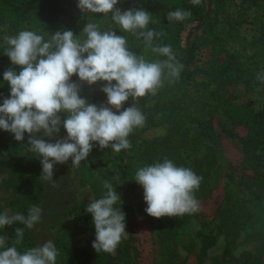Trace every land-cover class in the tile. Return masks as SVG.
Instances as JSON below:
<instances>
[{
	"label": "clouds",
	"instance_id": "9594fccd",
	"mask_svg": "<svg viewBox=\"0 0 264 264\" xmlns=\"http://www.w3.org/2000/svg\"><path fill=\"white\" fill-rule=\"evenodd\" d=\"M200 2L191 0L193 5ZM118 3L119 0H78L77 7L82 14L110 13L124 32L147 28L151 18L147 11H121L116 7ZM190 16L191 11L186 9L167 13L170 22ZM82 32L86 36L83 41L75 39L71 30L57 31L47 41L30 30L4 38L10 46L5 55L20 71L9 68L3 73L10 96L0 104V130L11 133L17 142H23L28 134L26 150L36 153L42 165L39 179L53 184L54 165L69 160L71 165H79L96 145L101 150L111 146L115 152L131 148L127 138L135 128L143 127L146 117L134 104L126 108L124 105L129 98L155 96L163 79H178L184 67L176 61L171 45L153 47V52L166 59L148 62L129 51L126 38L115 31H101L96 24L87 23ZM161 35L154 30L139 32L148 45ZM74 75L79 83L72 81ZM257 78L264 80V74ZM98 82H104L100 90L107 97L106 103L100 105L89 103L80 94L83 84L91 87ZM61 128L67 135L57 139ZM38 133L43 135L38 138ZM44 137L54 142H46ZM201 181L202 177L190 168L177 167L167 158L141 167L135 175V182L143 188L145 212L157 219L198 212L199 201L194 193ZM104 188L107 191L101 198L89 200L86 212L92 215L96 232L92 248L97 253H114L128 235L126 217L121 208L114 207L120 197L112 184L105 181ZM42 211L33 205L25 217L22 213L9 215L5 209L0 213V228L19 222L32 229ZM23 236L24 229L16 228L17 242ZM7 241L6 235L0 236V264H56L59 252L51 240L22 254L17 247L7 246Z\"/></svg>",
	"mask_w": 264,
	"mask_h": 264
},
{
	"label": "trees",
	"instance_id": "16d2710c",
	"mask_svg": "<svg viewBox=\"0 0 264 264\" xmlns=\"http://www.w3.org/2000/svg\"><path fill=\"white\" fill-rule=\"evenodd\" d=\"M72 1L74 0H0V13L8 11L18 21H34L39 30L38 34L44 36L47 41L55 32L66 30L62 27L61 18L66 14L67 6ZM230 1L232 0H201L199 4L193 5L191 0H183L180 3L177 0H119L116 7L121 11L143 9L149 13L151 18L147 28L136 30L138 35L140 31L147 30L162 33L159 39L154 38L152 45L146 44L150 50L149 54L144 52L143 44L132 40L133 32H125V37L129 38L126 41L130 50H135L134 54L142 56L146 61L154 62L162 61L166 57L153 52L152 48L171 45L176 61L184 67L178 79L164 78L163 85L157 90L155 96L146 95L135 100L132 98L124 105L126 108L134 104L146 117L143 127L135 128L127 138L131 142V148L115 152L112 148L103 151L98 145L94 146L93 150L97 152H91L87 158L92 159L95 156L104 155L107 157L105 164L108 167L101 177H95L91 169L81 167L79 176L89 188L102 195L107 191L104 188V182L108 181L118 193L121 201L124 193L137 187L136 172L141 167L152 165L149 159L151 144L144 142L141 135L148 128L165 123L170 117L169 110L172 111L175 101L183 102V95L188 89L199 90L201 97L207 100L206 107L210 111L211 122L215 121L218 125L216 130L218 133H215V137L211 140L214 145L208 146L203 154V158L209 159L208 171L212 172L210 183L203 185L205 188L201 187L194 193V196L198 201L207 198L216 188L217 182L224 180L226 197L213 213L199 209L193 214V218L200 221H211L222 211L221 207L227 205V208H234L235 221L255 229L256 238L264 241V114L255 113L245 105H233L224 100H217L204 85L193 81L195 73H201L205 77L206 85L215 84L216 87L246 81L256 83L259 80L257 78L260 74L259 64L264 59V29L259 27L261 33H258L251 41H245L246 38L234 30L222 34L214 32L216 18ZM177 9L190 10L191 16L183 21H168L167 13ZM103 16L104 14L87 13L83 17L81 26L77 27L83 29L87 23L98 25ZM114 31L121 36V28ZM141 38L144 41V38ZM2 41L0 34V46ZM206 47L210 48L208 63L206 67L196 68L195 61L198 52ZM9 68L17 73L20 71L18 66L12 65L9 57L5 55V50L0 48L1 103L4 98L10 96L9 85L3 80V73ZM96 88L94 87L93 90ZM100 100L99 103L103 102L102 99ZM239 126L245 128L247 133L239 138L242 143L243 161L241 167H236L223 155L222 138L229 135L232 137L234 129ZM27 142V133L23 142H17L11 133L0 130V151L7 153L11 159L1 161L0 166L12 172L10 182L15 191L21 193L17 199L14 214L22 213L25 217L29 209L42 197L44 191L39 179L42 168L40 157L26 150ZM197 142L200 140L189 139L188 135H185L182 142V154L175 156L174 153L169 155V158L175 165L185 168L186 160L200 162L203 158L200 157L201 148L198 149ZM168 143V139L162 141L164 146ZM125 161L128 163L123 164ZM252 164L256 165V171L246 168ZM246 187L252 188L254 194V209L252 210L247 208L250 203L240 197ZM77 214L88 216L93 223L92 215L86 212V205H73L64 212L65 217ZM6 227L3 228L4 231ZM16 228L24 229L23 239L19 242L15 237ZM5 235L8 237L7 246L17 247L21 254L33 248L31 229L19 222L14 224L12 230H8ZM71 237L72 233L67 227H64L56 237L54 245L59 252L56 264H98L100 259L90 255L88 249L69 247ZM122 244H124L123 239L117 249L123 257L122 261H125L128 253Z\"/></svg>",
	"mask_w": 264,
	"mask_h": 264
},
{
	"label": "rangeland",
	"instance_id": "374dc122",
	"mask_svg": "<svg viewBox=\"0 0 264 264\" xmlns=\"http://www.w3.org/2000/svg\"><path fill=\"white\" fill-rule=\"evenodd\" d=\"M182 1L177 0L179 3ZM77 4L78 0H74L67 6V12L62 16L61 24L64 29L73 32L75 39L83 41L86 36L82 32L83 29L77 26H81L83 17L87 13L82 14ZM263 13L264 0H232L216 18L214 32L222 34L234 30L246 38L245 41H251L258 33H261L259 27L264 29ZM97 26L101 31L120 29V26L111 19L110 13L104 14ZM22 30H30L37 34L39 31L34 21H18L8 11L0 13V34L3 40L0 48L4 50L9 48L4 38L16 36ZM116 35L119 36V34ZM121 36L125 37L122 29ZM125 38L129 40L128 37ZM132 40L143 44L144 52L150 54L149 48L137 31L133 34ZM127 48L131 51L129 45ZM209 53V47L198 52L195 61L196 68L206 67ZM259 66V73L264 74V59ZM72 81L79 83L75 75ZM193 81L204 85L217 100H224L233 105H245L255 113L264 114V80L262 79L256 83L246 81L216 87L215 84L206 85L205 77L201 73H195ZM103 86L104 82H98L91 87L83 84L80 94L89 103L96 105L106 103L107 97L100 90ZM94 87H97L96 90H93ZM183 97V102L175 101L172 111L169 110L170 117L165 123L150 127L141 135L144 142L151 144L149 159L152 165L163 162L164 158L171 160L169 158L171 154L175 153V156L182 154V142L185 135H188L189 139L200 140L197 144H199L198 149L201 148V158L207 147L214 145L211 140L215 137V133H218L216 131L218 125L215 121L211 122V114L206 107L207 100L203 99L201 92L196 89H188ZM100 99L103 102L99 103ZM131 100L132 98H129L128 102ZM246 133L247 130L239 126L234 129L232 137L229 135L222 138L223 155L236 167H241L243 161L242 143L239 138L244 137ZM42 135L43 133H38L37 137ZM66 135V131L61 128L56 138H63ZM44 139L46 142H54L48 137ZM154 139L158 140L153 141ZM164 139L169 140L165 146L162 144ZM109 148L111 146L103 151ZM95 152L97 150H92V153ZM4 160L10 161L11 159L7 153L0 151V162ZM106 162L107 157L104 155L95 156L92 159L87 158L79 165H71V160H69L64 164L54 165L53 181L56 182L55 184L40 179L44 191L35 206L43 211L40 221L31 229L33 248L48 240L54 243L63 228L67 227L72 233L68 246L88 249L90 255L100 259L98 264H264V241L256 238L255 229L234 220V208H227V205L222 206V211L211 221L196 220L193 214L180 217L165 216L157 219L148 216L145 212L147 204L144 201L143 188L139 184L131 191L124 193L123 199L114 205L117 209L121 208L126 217L125 231L128 235L123 238L124 244L122 245L126 247L127 259L122 261L123 257L118 249L114 253H97L92 248L96 232L89 217L78 214L65 217L64 212L70 206L87 205L90 199L102 197L101 193L93 191L81 180L79 169L81 167L91 169L95 177H101L108 167ZM186 162V168H190L197 176L202 177L199 189L205 188L210 183L212 174L208 171L209 159L204 157L200 162L195 160H186ZM125 163L128 162L125 161L123 164ZM246 168L256 171L255 164L248 165ZM11 176L12 172L0 166V213L7 209L9 215L14 214L17 199L21 196V193L13 188L10 182ZM225 190L224 180L217 182L210 196L199 200V209L213 213L226 197ZM240 197L250 203L247 207L249 210L254 209L252 188L246 187ZM12 228L13 225L7 226L6 230H12ZM6 230L0 228V236H4Z\"/></svg>",
	"mask_w": 264,
	"mask_h": 264
}]
</instances>
